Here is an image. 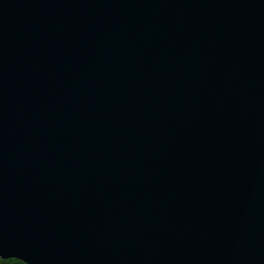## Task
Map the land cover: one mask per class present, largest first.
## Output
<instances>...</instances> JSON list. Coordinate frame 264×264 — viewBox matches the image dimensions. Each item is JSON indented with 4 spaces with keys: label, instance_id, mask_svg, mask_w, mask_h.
<instances>
[{
    "label": "water",
    "instance_id": "obj_1",
    "mask_svg": "<svg viewBox=\"0 0 264 264\" xmlns=\"http://www.w3.org/2000/svg\"><path fill=\"white\" fill-rule=\"evenodd\" d=\"M0 258L264 264V0H0Z\"/></svg>",
    "mask_w": 264,
    "mask_h": 264
},
{
    "label": "trees",
    "instance_id": "obj_2",
    "mask_svg": "<svg viewBox=\"0 0 264 264\" xmlns=\"http://www.w3.org/2000/svg\"><path fill=\"white\" fill-rule=\"evenodd\" d=\"M0 264H26V263L23 262V260L17 258H11V259L0 258Z\"/></svg>",
    "mask_w": 264,
    "mask_h": 264
}]
</instances>
